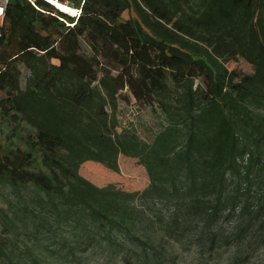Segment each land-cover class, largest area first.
<instances>
[{"label": "trees", "instance_id": "1", "mask_svg": "<svg viewBox=\"0 0 264 264\" xmlns=\"http://www.w3.org/2000/svg\"><path fill=\"white\" fill-rule=\"evenodd\" d=\"M56 1L80 14L7 0L0 123L12 130L0 142V183L43 193L52 216L87 246L109 247L123 264H161L158 247L135 232V195L97 187L79 170L95 162L117 171L119 156L137 159L149 181L143 198L215 221L227 176L264 169V155L250 146L259 132L253 115L264 112V0ZM234 57L253 73L229 71ZM123 91L155 104L167 121L142 149L116 132ZM51 224L40 218L41 228ZM0 225V260L13 264L3 237L15 226L11 215ZM29 263L44 264L33 253Z\"/></svg>", "mask_w": 264, "mask_h": 264}, {"label": "rangeland", "instance_id": "2", "mask_svg": "<svg viewBox=\"0 0 264 264\" xmlns=\"http://www.w3.org/2000/svg\"><path fill=\"white\" fill-rule=\"evenodd\" d=\"M71 10L62 11L70 14L76 11ZM128 18L129 14L124 12L121 21ZM225 66L240 75L253 73V67L239 57ZM19 69L25 77L24 68ZM121 95L117 101L116 132L142 149L167 126V121L155 104L137 103L126 91ZM253 124L259 132H253L250 146L264 155V112H255ZM11 130L9 123H0L2 144L7 143ZM117 164L118 170L112 171L99 163L86 162L79 173L97 187L112 186L135 195V232L158 247L161 264H264V169L254 168L248 179L243 172L241 177L229 174L217 219L210 222L205 215H188L186 209L175 206L173 201L143 198L142 193L149 186L144 167L137 159L125 156H119ZM39 168L40 161L35 164V169ZM46 200L31 185L13 189L0 183V224L5 213L11 215L15 224L10 233L3 232L13 264H30V253L44 264H123L109 247L87 246L78 231L52 216L51 207L48 209V203L44 205ZM206 201L209 205L215 202L214 197ZM40 218L53 224L41 228ZM0 264L4 262L0 260Z\"/></svg>", "mask_w": 264, "mask_h": 264}, {"label": "bare ground", "instance_id": "3", "mask_svg": "<svg viewBox=\"0 0 264 264\" xmlns=\"http://www.w3.org/2000/svg\"><path fill=\"white\" fill-rule=\"evenodd\" d=\"M48 1H49V2H52V3H50V4L53 5L55 8L59 7V8H61L62 10L70 11V12H72L71 9H74V8H72L71 6H69L67 3H60L59 1H56V0H48ZM56 6H57V7H56ZM59 8H57V9L60 10ZM70 8H71V9H70ZM62 10H60V11L66 13V14H68V15H74V14H76V11H74V12H75L74 14H70V13H67V12L62 11ZM74 10H75V9H74Z\"/></svg>", "mask_w": 264, "mask_h": 264}, {"label": "built area", "instance_id": "4", "mask_svg": "<svg viewBox=\"0 0 264 264\" xmlns=\"http://www.w3.org/2000/svg\"><path fill=\"white\" fill-rule=\"evenodd\" d=\"M31 3V5L35 6L31 0H27ZM7 4V0H0V25L2 24L4 15H5V7ZM80 14V10H76V14L71 15L72 17H77Z\"/></svg>", "mask_w": 264, "mask_h": 264}, {"label": "water", "instance_id": "5", "mask_svg": "<svg viewBox=\"0 0 264 264\" xmlns=\"http://www.w3.org/2000/svg\"><path fill=\"white\" fill-rule=\"evenodd\" d=\"M60 11V10H59ZM61 12V11H60Z\"/></svg>", "mask_w": 264, "mask_h": 264}, {"label": "clouds", "instance_id": "6", "mask_svg": "<svg viewBox=\"0 0 264 264\" xmlns=\"http://www.w3.org/2000/svg\"><path fill=\"white\" fill-rule=\"evenodd\" d=\"M71 16V15H70Z\"/></svg>", "mask_w": 264, "mask_h": 264}]
</instances>
